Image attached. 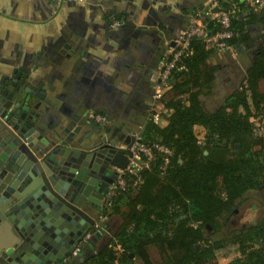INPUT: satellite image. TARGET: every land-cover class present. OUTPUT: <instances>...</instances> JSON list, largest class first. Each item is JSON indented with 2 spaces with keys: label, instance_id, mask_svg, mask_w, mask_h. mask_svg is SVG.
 Masks as SVG:
<instances>
[{
  "label": "crops",
  "instance_id": "crops-1",
  "mask_svg": "<svg viewBox=\"0 0 264 264\" xmlns=\"http://www.w3.org/2000/svg\"><path fill=\"white\" fill-rule=\"evenodd\" d=\"M205 1L65 0L55 5L50 0H0V81L28 80L32 90L44 96L43 101L33 96V103L40 102V110L47 111L52 129L62 123L80 127L81 134L92 130L93 137L96 130L102 134L103 129L88 117L94 110L109 119L107 139H116L118 147L125 145L129 131L142 129L147 122L152 93L149 73L157 69L164 52ZM226 1L236 8L234 18L244 24V39L234 53L214 50L207 58L215 76L211 91L201 98L207 111L241 88L246 70L264 46V11L242 0ZM259 89L264 91V78ZM247 100L251 103V98ZM168 123L169 117L159 127ZM193 131L204 137L206 128L195 124ZM119 204L126 208L123 200ZM95 213L96 209L89 210L90 215ZM120 224L118 215H109L110 234ZM191 224L195 226V221ZM142 225L148 235V224ZM108 238L92 236L75 261L92 264L91 257ZM152 249L158 257H153ZM148 252L153 263H161L159 248L149 245Z\"/></svg>",
  "mask_w": 264,
  "mask_h": 264
},
{
  "label": "trees",
  "instance_id": "trees-1",
  "mask_svg": "<svg viewBox=\"0 0 264 264\" xmlns=\"http://www.w3.org/2000/svg\"><path fill=\"white\" fill-rule=\"evenodd\" d=\"M261 18L264 28V16ZM232 24L237 36L229 41L236 46L244 39V24L234 17ZM193 47L186 70L173 71L172 88L162 100L172 110L169 123L161 128L147 121L141 129L146 141L158 137L172 148L164 175L158 156L149 169L141 171L136 186L118 195L109 215H118L121 224L110 235L120 241L125 253L117 259L108 247V238L91 257L92 264H155L149 245L159 248L160 264H216L212 260L222 240L212 239L211 233L221 229L219 220L235 208L245 192L264 186V129L257 132L250 121L252 105L264 126V91L259 89L264 78V46L245 73L251 103L246 90L238 88L213 111L203 108L201 98L214 84V68L206 64L214 49L200 40H194ZM195 124L206 128L203 144L197 143ZM231 153L235 157L228 156ZM218 191L225 196L219 197ZM120 200L126 203L125 209ZM194 221L196 226L191 224ZM143 222L148 224V235ZM106 227L109 229L108 221ZM231 236L246 261L236 258L227 264H264V221L233 231ZM255 242L257 247L251 245Z\"/></svg>",
  "mask_w": 264,
  "mask_h": 264
},
{
  "label": "water",
  "instance_id": "water-1",
  "mask_svg": "<svg viewBox=\"0 0 264 264\" xmlns=\"http://www.w3.org/2000/svg\"><path fill=\"white\" fill-rule=\"evenodd\" d=\"M29 84L0 81V264H62L116 176L108 179L107 167L94 175L91 162L124 167L128 157L107 139L108 129L94 137L62 123L52 129L47 111L33 103L44 96ZM98 179L103 189L95 190Z\"/></svg>",
  "mask_w": 264,
  "mask_h": 264
},
{
  "label": "built area",
  "instance_id": "built-area-1",
  "mask_svg": "<svg viewBox=\"0 0 264 264\" xmlns=\"http://www.w3.org/2000/svg\"><path fill=\"white\" fill-rule=\"evenodd\" d=\"M50 1L55 5H59L65 0ZM242 2L247 6L257 7L264 11V0H242ZM214 9L217 10L214 11ZM235 11L234 5H228L226 0H206L203 7L197 9L190 16L180 35L174 39L173 44L168 47V50L160 58L157 69L149 73L148 79L152 93L147 121L160 126L162 120L170 116L171 109L163 106L162 100L172 88L171 75L173 71L186 70V60L194 53V40H200L209 49L234 53L235 46L229 40L237 36V31L232 24ZM114 24L119 25L120 22L115 20ZM247 87V80L244 78L241 89L246 90L247 98L250 99V90ZM158 106L162 107L159 108ZM251 110L250 121L253 123L255 130L261 132L264 129L262 121L254 114L255 111L252 105ZM88 116L100 126H104L108 122L107 116L98 111L92 110L88 113ZM196 136L197 143L203 144L204 137ZM129 137V144L126 143L119 147L115 144L117 148L125 151L128 157L127 164L124 167L113 166L116 176L108 185L100 201L99 209L93 216V223L83 231L70 254L63 257L62 263L68 262L70 257H78L81 247L88 243L92 236L110 235L106 227L110 208L119 194L126 191L130 186H136L141 181V171L149 169L158 156L162 158L160 173L164 175L165 168L173 154L172 148L161 142L158 137L150 142L146 141L140 128L129 131ZM194 225L196 226L197 222ZM109 238L108 247L118 259L125 253V248L117 238H111V235Z\"/></svg>",
  "mask_w": 264,
  "mask_h": 264
},
{
  "label": "flooded vegetation",
  "instance_id": "flooded-vegetation-1",
  "mask_svg": "<svg viewBox=\"0 0 264 264\" xmlns=\"http://www.w3.org/2000/svg\"><path fill=\"white\" fill-rule=\"evenodd\" d=\"M108 122H109V119H108ZM108 122L104 126H100L99 124H97L95 122L94 123L99 125L100 128L103 130L108 129L106 131V133H107L109 131V128L106 127L108 125ZM95 165L98 167V169H96ZM113 166L114 165H111V161H104L102 159V162L97 163V162H95V160H93L91 162V167H90L89 171L91 173H94V175H100V173L104 172V168L107 167L108 171H109L107 178L111 180V173H116ZM97 177L98 176H95V179H97ZM96 181H98V182H97V186L95 187V190H96V188L97 189H99V188L103 189V183L99 179ZM110 183L107 184L106 189ZM263 188H264V186L261 185L256 190H262ZM106 189H105V191H106ZM99 204H100V202L98 203V209H99ZM98 209H96V211ZM90 216L93 219V215H90ZM224 221H225V225H227L228 227L230 225H233V228H231L232 229L231 232L241 231V230H244V229H246L252 225H257V224L263 222L264 221V200L258 198V196L244 195L241 199H239L237 201L235 208L231 212H229L228 214L225 215ZM88 243H89V241H88ZM198 245H202V242L197 244V247H198ZM79 255H80V253H79ZM68 260H69L68 262H65L62 264H74V263H76V261H75L76 257H70Z\"/></svg>",
  "mask_w": 264,
  "mask_h": 264
},
{
  "label": "rangeland",
  "instance_id": "rangeland-1",
  "mask_svg": "<svg viewBox=\"0 0 264 264\" xmlns=\"http://www.w3.org/2000/svg\"><path fill=\"white\" fill-rule=\"evenodd\" d=\"M223 52H228V51H223ZM211 94V93H210ZM208 94L207 97L211 99V95ZM224 94V93H223ZM236 153H231L228 156L235 157ZM216 194L219 197H224L223 192H216ZM244 195H253V196H258V198L264 200V188L262 190H248L245 192ZM221 223V229L218 232H213L211 233L210 237L214 240H222V247L219 248L218 250L215 251L213 260L216 264H227L229 261H232L236 258H240L243 261L245 260V254L240 250V247L232 242V236L231 234L233 232L231 228H233V225H230L229 227L225 225L224 218L219 220ZM234 230V229H233ZM252 246L257 247L259 244L255 242L254 244H251ZM152 255L153 257H158L156 251L152 249Z\"/></svg>",
  "mask_w": 264,
  "mask_h": 264
}]
</instances>
